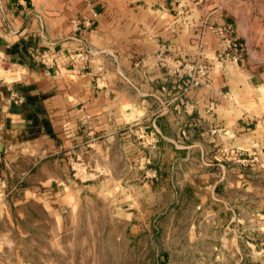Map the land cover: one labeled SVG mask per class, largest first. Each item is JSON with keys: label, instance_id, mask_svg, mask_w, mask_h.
Returning <instances> with one entry per match:
<instances>
[{"label": "rangeland", "instance_id": "1", "mask_svg": "<svg viewBox=\"0 0 264 264\" xmlns=\"http://www.w3.org/2000/svg\"><path fill=\"white\" fill-rule=\"evenodd\" d=\"M165 69L170 86L161 91L132 87L124 73L94 77L118 85V107L108 103L101 122L74 130L120 138L102 154L87 139L81 156L72 141L69 170L57 171L66 186L40 188L42 201L14 194L0 218V264H264L256 121L237 127L246 137L229 138L205 113L214 107L196 115L191 102L209 68L202 76Z\"/></svg>", "mask_w": 264, "mask_h": 264}, {"label": "crops", "instance_id": "2", "mask_svg": "<svg viewBox=\"0 0 264 264\" xmlns=\"http://www.w3.org/2000/svg\"><path fill=\"white\" fill-rule=\"evenodd\" d=\"M232 38L239 52L219 57ZM161 59L208 65L196 115L214 107L205 113L238 139L248 133L237 127L255 120L263 153L264 0H0V75H10L0 78V218L17 192L42 201L40 188L66 186L57 171L69 170L72 141L81 156L87 139L102 154L120 138L74 130L118 107V85L95 76L124 73L143 91L165 90Z\"/></svg>", "mask_w": 264, "mask_h": 264}, {"label": "built area", "instance_id": "3", "mask_svg": "<svg viewBox=\"0 0 264 264\" xmlns=\"http://www.w3.org/2000/svg\"><path fill=\"white\" fill-rule=\"evenodd\" d=\"M243 1H250V0H243ZM239 50L240 47L237 44L236 40H234V42L232 41L223 42L221 44V54L219 55V57H222L224 55L229 56L230 53L239 52ZM236 59L237 57H235V60ZM161 62L164 64L163 66L166 67L169 73L172 75L181 76L182 74H184V72H191V71H195L200 76L208 73V68L204 65L192 66L191 64L188 63L184 64V62L168 61L164 59H161ZM197 85H199V80L194 81L193 87H196Z\"/></svg>", "mask_w": 264, "mask_h": 264}]
</instances>
